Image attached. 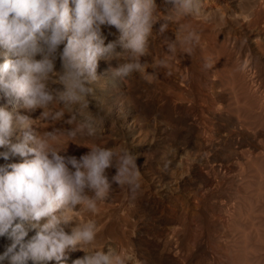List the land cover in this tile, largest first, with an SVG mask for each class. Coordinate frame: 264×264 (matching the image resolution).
Masks as SVG:
<instances>
[{
	"label": "bare ground",
	"instance_id": "6f19581e",
	"mask_svg": "<svg viewBox=\"0 0 264 264\" xmlns=\"http://www.w3.org/2000/svg\"><path fill=\"white\" fill-rule=\"evenodd\" d=\"M199 5L198 15L173 20L162 35L154 27L145 57L151 82L112 79L99 63L100 142L136 154L141 187L133 198L113 185L96 216L75 215L95 222L94 247H115L129 264H264V0ZM189 33L169 56L162 40ZM105 35L115 39V30ZM85 151L69 146L70 154ZM8 243L0 238V251ZM81 255L69 251L68 264Z\"/></svg>",
	"mask_w": 264,
	"mask_h": 264
},
{
	"label": "clouds",
	"instance_id": "9594fccd",
	"mask_svg": "<svg viewBox=\"0 0 264 264\" xmlns=\"http://www.w3.org/2000/svg\"><path fill=\"white\" fill-rule=\"evenodd\" d=\"M199 12V0H0V159L21 158L0 164V238L9 241L0 264H68L69 251L82 253L71 264H129L115 247H94L95 222L75 215L94 212L113 185H126L133 198L141 187L136 154L100 142L99 63L112 79L139 74L151 82L145 57L154 27L162 35ZM191 36L163 39L166 53ZM70 145L87 151L70 154Z\"/></svg>",
	"mask_w": 264,
	"mask_h": 264
},
{
	"label": "rangeland",
	"instance_id": "374dc122",
	"mask_svg": "<svg viewBox=\"0 0 264 264\" xmlns=\"http://www.w3.org/2000/svg\"><path fill=\"white\" fill-rule=\"evenodd\" d=\"M91 213H92V215H95V216L97 214V212H93V211H91ZM100 232L102 233V231H100Z\"/></svg>",
	"mask_w": 264,
	"mask_h": 264
}]
</instances>
